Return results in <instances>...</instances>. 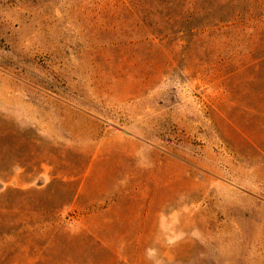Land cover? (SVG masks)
Masks as SVG:
<instances>
[{
    "label": "rangeland",
    "instance_id": "rangeland-1",
    "mask_svg": "<svg viewBox=\"0 0 264 264\" xmlns=\"http://www.w3.org/2000/svg\"><path fill=\"white\" fill-rule=\"evenodd\" d=\"M247 6L0 0V264H264Z\"/></svg>",
    "mask_w": 264,
    "mask_h": 264
},
{
    "label": "trees",
    "instance_id": "trees-1",
    "mask_svg": "<svg viewBox=\"0 0 264 264\" xmlns=\"http://www.w3.org/2000/svg\"><path fill=\"white\" fill-rule=\"evenodd\" d=\"M238 1L241 0H232V2L235 3ZM248 5L249 6L244 10L241 18H239L241 15L240 13L236 15L234 13L232 16L229 15L228 17L226 15L221 17L220 11V13H218L219 15L217 14L215 17L209 19L210 25L208 24L207 27L214 28L218 25L225 30L237 28L243 32V30L246 29H256L264 26V0H248ZM238 19H240V21H237ZM238 22L240 23L237 24ZM213 23H215L214 27L211 26Z\"/></svg>",
    "mask_w": 264,
    "mask_h": 264
}]
</instances>
